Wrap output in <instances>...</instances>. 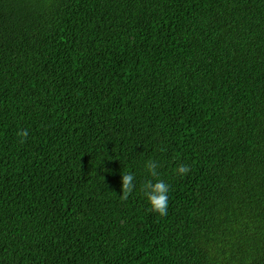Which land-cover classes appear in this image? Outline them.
<instances>
[{
  "label": "trees",
  "instance_id": "obj_1",
  "mask_svg": "<svg viewBox=\"0 0 264 264\" xmlns=\"http://www.w3.org/2000/svg\"><path fill=\"white\" fill-rule=\"evenodd\" d=\"M0 264H264V0H0Z\"/></svg>",
  "mask_w": 264,
  "mask_h": 264
},
{
  "label": "clouds",
  "instance_id": "obj_2",
  "mask_svg": "<svg viewBox=\"0 0 264 264\" xmlns=\"http://www.w3.org/2000/svg\"><path fill=\"white\" fill-rule=\"evenodd\" d=\"M28 130L24 129L18 133L21 137V142L28 136ZM147 171L152 177L158 176V164L156 161L149 160L145 165ZM177 175H183L190 171V166L180 165L175 170ZM136 188L135 175L131 172H125L122 174V199H127V197ZM141 191L149 205L151 211L158 213L160 216L167 214L169 207V194L170 185L163 179H157L155 181L149 179L146 180L141 186Z\"/></svg>",
  "mask_w": 264,
  "mask_h": 264
}]
</instances>
